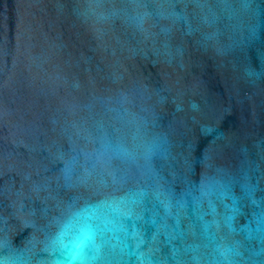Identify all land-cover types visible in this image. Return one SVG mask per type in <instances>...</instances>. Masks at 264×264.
Instances as JSON below:
<instances>
[{
	"label": "water",
	"instance_id": "95a60500",
	"mask_svg": "<svg viewBox=\"0 0 264 264\" xmlns=\"http://www.w3.org/2000/svg\"><path fill=\"white\" fill-rule=\"evenodd\" d=\"M0 264H264V0H0Z\"/></svg>",
	"mask_w": 264,
	"mask_h": 264
},
{
	"label": "snow or ice",
	"instance_id": "6c2138e0",
	"mask_svg": "<svg viewBox=\"0 0 264 264\" xmlns=\"http://www.w3.org/2000/svg\"><path fill=\"white\" fill-rule=\"evenodd\" d=\"M88 235H90V233H88V232H85V236L87 237Z\"/></svg>",
	"mask_w": 264,
	"mask_h": 264
}]
</instances>
